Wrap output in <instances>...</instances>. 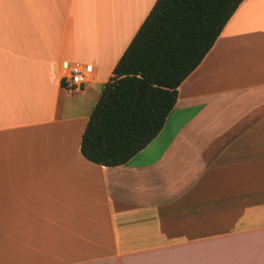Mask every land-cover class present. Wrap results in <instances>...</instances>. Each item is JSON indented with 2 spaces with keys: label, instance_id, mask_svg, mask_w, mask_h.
I'll return each instance as SVG.
<instances>
[{
  "label": "crops",
  "instance_id": "crops-1",
  "mask_svg": "<svg viewBox=\"0 0 264 264\" xmlns=\"http://www.w3.org/2000/svg\"><path fill=\"white\" fill-rule=\"evenodd\" d=\"M157 0H0V264H264V0H243L126 164L81 153ZM64 62L92 65L76 92Z\"/></svg>",
  "mask_w": 264,
  "mask_h": 264
},
{
  "label": "trees",
  "instance_id": "trees-1",
  "mask_svg": "<svg viewBox=\"0 0 264 264\" xmlns=\"http://www.w3.org/2000/svg\"><path fill=\"white\" fill-rule=\"evenodd\" d=\"M243 0H157L103 84L82 136L90 162L117 167L162 131L178 89L214 46ZM147 87L138 97L141 82Z\"/></svg>",
  "mask_w": 264,
  "mask_h": 264
},
{
  "label": "built area",
  "instance_id": "built-area-1",
  "mask_svg": "<svg viewBox=\"0 0 264 264\" xmlns=\"http://www.w3.org/2000/svg\"><path fill=\"white\" fill-rule=\"evenodd\" d=\"M62 83L71 93L80 90L83 85L90 82L94 72L92 65L64 62Z\"/></svg>",
  "mask_w": 264,
  "mask_h": 264
},
{
  "label": "water",
  "instance_id": "water-1",
  "mask_svg": "<svg viewBox=\"0 0 264 264\" xmlns=\"http://www.w3.org/2000/svg\"><path fill=\"white\" fill-rule=\"evenodd\" d=\"M147 87V83H145L144 81L141 82L140 87H139V94L138 97L142 94V92L144 91V89Z\"/></svg>",
  "mask_w": 264,
  "mask_h": 264
}]
</instances>
